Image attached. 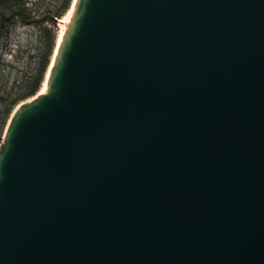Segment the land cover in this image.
Segmentation results:
<instances>
[{
	"label": "water",
	"instance_id": "95a60500",
	"mask_svg": "<svg viewBox=\"0 0 264 264\" xmlns=\"http://www.w3.org/2000/svg\"><path fill=\"white\" fill-rule=\"evenodd\" d=\"M0 143V264H264V0H76Z\"/></svg>",
	"mask_w": 264,
	"mask_h": 264
},
{
	"label": "rangeland",
	"instance_id": "374dc122",
	"mask_svg": "<svg viewBox=\"0 0 264 264\" xmlns=\"http://www.w3.org/2000/svg\"><path fill=\"white\" fill-rule=\"evenodd\" d=\"M25 1L28 14L35 18H41V16L49 13L56 14L64 2V0ZM7 14L10 15V10H7ZM60 21L58 20L56 24L51 25L57 32V39ZM45 27L46 24L38 20L26 25L15 19L12 20L8 31L0 34V129L4 122L7 106L17 96L27 92L28 80L37 73L43 55L47 52L50 37L47 32H44Z\"/></svg>",
	"mask_w": 264,
	"mask_h": 264
},
{
	"label": "trees",
	"instance_id": "16d2710c",
	"mask_svg": "<svg viewBox=\"0 0 264 264\" xmlns=\"http://www.w3.org/2000/svg\"><path fill=\"white\" fill-rule=\"evenodd\" d=\"M73 1L74 0H64L61 9L56 14L49 13L41 16V18H35L28 14V7L25 0H0V34L8 31L12 20L18 19L26 25L38 20L43 24H46L44 32H47L50 37L47 52L43 55L37 73L31 76L28 80L29 84L27 86V92L13 99L6 108L4 122L0 129V141L4 135L13 110L20 102L33 98L41 91L57 47V32L51 27V25L56 24V21L62 20L69 13ZM7 10H10V15L7 14Z\"/></svg>",
	"mask_w": 264,
	"mask_h": 264
},
{
	"label": "bare ground",
	"instance_id": "6f19581e",
	"mask_svg": "<svg viewBox=\"0 0 264 264\" xmlns=\"http://www.w3.org/2000/svg\"><path fill=\"white\" fill-rule=\"evenodd\" d=\"M75 2H76V0L73 1V5H72V7H71L70 12H69V13H68V14H67V15H66V16L60 21V23H59V28H60V30H59L58 40H57V46H59V44H60V42H61V40H62V36H63V34H64V31H65L66 25H67V23L69 22L70 16H71V14H72V11H73V8H74V5H75ZM56 49H57V47H56ZM56 53H57V50H55L54 56H53V58H52V62H51L50 68H49V70H48L47 77H48V74H49V72H50V70H51L53 64H54V60H55ZM46 86H47V81L45 80V83H44V85H43V87H42V89H41V91H40V94L45 93Z\"/></svg>",
	"mask_w": 264,
	"mask_h": 264
}]
</instances>
